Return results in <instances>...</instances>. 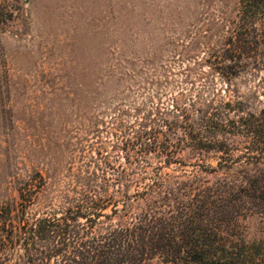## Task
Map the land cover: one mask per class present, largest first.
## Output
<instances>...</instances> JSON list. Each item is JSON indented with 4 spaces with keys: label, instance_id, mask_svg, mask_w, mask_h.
Segmentation results:
<instances>
[{
    "label": "rangeland",
    "instance_id": "374dc122",
    "mask_svg": "<svg viewBox=\"0 0 264 264\" xmlns=\"http://www.w3.org/2000/svg\"><path fill=\"white\" fill-rule=\"evenodd\" d=\"M261 17L238 0H0V207L17 204L25 183L29 222L86 193L118 211L96 233L148 205L167 209L169 190L235 181L246 139L205 135L198 118L264 107ZM239 40L253 45L240 63H252L220 74L212 59ZM185 125L203 146L183 138ZM238 224L245 240L264 239V214L248 210ZM21 252L0 251V264H20Z\"/></svg>",
    "mask_w": 264,
    "mask_h": 264
},
{
    "label": "trees",
    "instance_id": "16d2710c",
    "mask_svg": "<svg viewBox=\"0 0 264 264\" xmlns=\"http://www.w3.org/2000/svg\"><path fill=\"white\" fill-rule=\"evenodd\" d=\"M238 1L243 14H262L264 27V0ZM253 21L250 25L255 24ZM232 46V50L225 49V53L212 59V68L219 69L222 75L233 66L252 63H240L245 58L243 54L253 48L252 42L239 40ZM225 107L242 113L240 107L231 109L230 103ZM238 116L224 120L222 112H202L198 118L205 135L229 134L246 139L244 153L231 161L244 158L246 165L238 170L236 182L218 183L214 192L211 187L195 193L169 190L160 197L167 209L158 212L148 205L132 221H122L123 214L96 233L92 229L99 219L110 220L118 214L116 208L112 214H105L103 201L84 193L59 216L25 221L21 213L31 199L24 192L25 183V187L19 188L17 204L0 207V251L19 245L20 264H264V239L245 240L238 224L240 215L248 210L264 214V107L258 113ZM183 128V138H189L192 146L204 145L200 131L190 125ZM212 148L223 153L229 149L224 142ZM227 161L225 158L224 162ZM141 194L145 198L148 192ZM122 211H126L124 205Z\"/></svg>",
    "mask_w": 264,
    "mask_h": 264
}]
</instances>
